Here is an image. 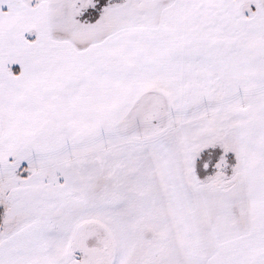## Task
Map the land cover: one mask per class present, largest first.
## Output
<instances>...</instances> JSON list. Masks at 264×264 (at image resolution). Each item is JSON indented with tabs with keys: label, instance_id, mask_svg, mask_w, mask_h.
Segmentation results:
<instances>
[{
	"label": "snow or ice",
	"instance_id": "1",
	"mask_svg": "<svg viewBox=\"0 0 264 264\" xmlns=\"http://www.w3.org/2000/svg\"><path fill=\"white\" fill-rule=\"evenodd\" d=\"M0 264H264V0H0Z\"/></svg>",
	"mask_w": 264,
	"mask_h": 264
}]
</instances>
